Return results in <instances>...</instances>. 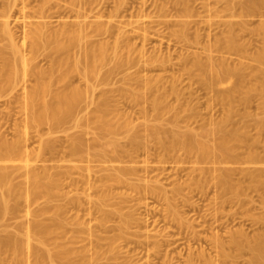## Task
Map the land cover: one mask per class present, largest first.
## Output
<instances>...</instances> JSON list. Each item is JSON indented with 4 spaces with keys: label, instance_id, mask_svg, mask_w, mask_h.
Instances as JSON below:
<instances>
[{
    "label": "rangeland",
    "instance_id": "374dc122",
    "mask_svg": "<svg viewBox=\"0 0 264 264\" xmlns=\"http://www.w3.org/2000/svg\"><path fill=\"white\" fill-rule=\"evenodd\" d=\"M0 1H1L0 2V9H2L1 7L5 6L4 1H6L5 3L6 4L8 3L9 6H10V4L12 5V6H10L11 7L10 13H12V14H10V16L8 18L10 19V21L14 20L13 22H10V24H11L10 26H12V30H14L13 32H15L14 33V35L16 36L15 40L17 39L16 41H20V42H18L19 44L21 43V40H22L21 37H23V30L26 29V27H27L26 25H23V23H25V21H29V20L30 21H32V20L33 21L34 20H41V21L46 20L47 21V20H49L50 23L48 21L47 22L50 24V26L56 27L57 26L56 22H57L58 18L59 19L61 17H62L61 19H67L68 18V20H70V18L73 19L74 13L72 15V10L74 11V9H76V7H77V6H75L76 4L75 5L72 4L73 0H69V1L68 0H63V1L62 0H48L49 6L51 8L48 6V8L46 9V12L48 13L49 17L46 16V17L36 18V17H32L30 12H32L33 9L36 8L35 6H37L41 1L28 0V3H27V1L24 0L27 3V5L25 3V6L23 8L25 10L24 13L27 15V17H25L26 15L23 16V18L25 20L24 21V20H21L22 15L19 14V12H18L19 7L22 4V3L20 4V2H22V1H20V0H12V1L11 0H0ZM51 1H53V2H51ZM56 1H58V3ZM80 1H83V0H80ZM88 1L90 3L92 2L90 5H93L92 6L93 9H95V10L100 9L98 13H100V11L103 12V13L101 12V15L104 14L106 16H110L116 12L118 13L120 10V12L118 13L120 17L117 16L118 14L117 15L114 14L115 17L114 16L106 17L103 15L102 19H103V21H105L104 19H107V18L110 19L111 18L110 20H113L115 23L120 24L119 25V27L121 26L120 28L123 27V29H126L125 31L130 30L129 31L130 33L124 31L126 34L129 33L127 35L124 34L123 30H121L122 31L121 33H123L124 35H126L128 37L130 35L129 39H131V40H129V41L131 42L132 46L135 44V47L133 48L134 50L132 49L133 53L131 54V55H133L132 57H135V59L133 58V60L131 62L133 64H131L129 62L127 64H130V65L125 64L122 66H114L115 64H114V62H112L114 58H111V60L108 59L111 62L110 66H109V63L107 65L106 62L101 64V66H98L99 74H97V75H99V76H97V77H99V78L96 77L95 78L96 80L93 79V81L95 80V83L97 81L96 86L97 85L98 86L97 87L95 86V89L93 90V94H91L89 92L90 90H87L85 92L86 80L84 79V77L81 76V73H79L77 71H75L77 73L72 72L73 75L70 73L69 76L65 79V81H63V80L59 79L57 70L54 67L55 66L54 65L53 66L54 68L52 69V76H53L52 77V80H53L52 81V89L61 88L63 84H65V83H67V81H69L68 83H71V84L73 83L78 87L83 86L81 89L84 90L83 96H82L83 98L82 97L80 98L81 101L79 100V102L77 103V105H76L77 108L75 107L73 114L70 117L62 119L63 121L61 120L56 125L51 124V123L48 124V122H43L44 124L41 123L43 125H40V123L27 125V123H25L26 122L25 121L26 115L24 114L25 110L22 109L24 107L21 106L23 104V100L21 103L19 101L21 99H23V96H21V95H23L22 93H24V90L26 89L25 84L31 85V83L34 82L33 78H31V80H29L30 77H32V76L26 75V78H27V76H29V77H28V79L24 78L23 81L20 78H19L20 80L18 79L19 81H22V83L24 84V86H23V84L21 83V86H19V88H21V91L23 90L22 87L23 88L25 87L23 92H20L19 91L20 89L18 90V88L15 89L16 88L15 86L19 83L13 84V85H15L14 86L15 88H13V89L11 87H9V90H6V87H5L4 88L5 91H4V89L0 90V93H1L0 94V136L4 135L3 137H6L9 140L11 138L12 139L18 138L19 140H22V144L24 143L25 145H21V149H22V152H24V153H26L28 151L27 153L31 157L30 158L31 165L33 164L31 167H34L37 170L43 169L45 171H48L47 173H49V174L53 173L52 177L54 176V178L59 181L58 188L55 189V193L52 195L53 197L50 198V200H49V198L47 200V198L44 199V197L39 196V197H37V199H35L33 201L26 199L28 202V205H26L27 203L25 202L26 201L25 199H24L25 204H23L22 203L23 201H21V205L22 204L25 205V207L22 205L23 206L22 208L23 209L27 208L28 212L26 213V211L23 212L22 210H20L22 212L17 213L19 218L14 217L16 219V221L21 219V218H25L24 214H27V216L30 214V215H32V217H34L35 212L37 213V211H38L37 209L43 208L44 206L48 207V209H49L48 213L46 212L45 214L50 215V213L52 214L54 212L55 205H58V206L60 205L61 211L59 210L60 212H59L58 216L64 221V223H65L64 228H65L66 233H68V235L71 234L72 231H73L72 234H74V229L76 227L77 228L80 227L83 230L85 229V231H84L85 233H84L83 230H81L80 228L79 229L76 228L78 231L80 230L79 233L81 236L83 234L84 235L82 236V238L79 239L80 241L78 240L81 243L77 242V240H76V243L74 241L72 244H73L74 248H76V249H78V248L79 249H83V248L87 249L85 251L86 252L85 255H87L85 257V259H87V260L83 259L84 261L81 263L82 260L79 259V261L78 260L74 261L73 264H188V262L190 260H191V262H193V259H194L193 264H211V263L212 264H251V261L253 259V253H252L250 246L247 245L245 248H244V246L241 248H237L236 246H234L235 245V243H234L235 237L237 239L241 235L245 236V237L241 236L239 239L247 238V240L250 242V245H251V243L254 244L257 241H261L263 243V249L260 253V258H259L257 263L264 264V218H263L264 217V184H263L264 179L262 181L263 183L261 182L259 185L254 186V185H252L250 180L248 181V179H250V178H248V176L246 174V172L249 171V169H250V171H252L251 169H253V171L256 170V172L261 173L262 177L264 178V158H263L264 157V154H263L264 153V103L261 102V98L259 99V97H260V95H258L259 93L258 92L256 93L253 91L249 95L250 97H248L246 102H241V103L238 102V104H236V108H237L236 111L237 112L235 111L234 116L232 115L231 121L232 122L236 121L235 122L236 125L240 124L241 127H243L242 129L246 130V132H247V138L246 139H248V140L246 141V143L243 146L241 145L242 147L240 146L236 149L237 151H235L233 157H231L227 160L223 159L224 161L220 160V158L215 159L216 156H210L211 158L209 157L210 159L208 158L207 159L208 161L207 160L206 161H200V160L198 161L193 154L188 155V154H186V152L183 153L182 150H178V149H177L178 153L181 155L182 159L185 162L182 161L179 154L177 155L176 150H175L174 154H169L166 156V154H168V153L165 151L164 152L161 151V149L159 150V148H158V147H160L159 144L152 138V136L149 135L150 133H149V129H148V126H150L154 123H157V122L161 123V126L164 130L165 137L169 138L167 136H169L170 133H172V129L174 131H182L183 129H186L187 126H188V128H190L192 126L191 129L199 131V129H201L202 126H203L202 129H204V127H205V129H209L208 127H210V128L213 126L215 127L216 124L219 125L222 122L220 120H222V115L225 114V106L222 105V103L219 100H217V98H215V95H216L217 90L220 87L223 90H224V88L227 89L231 85V82H229V81H233L234 77H232V78L229 77L226 80L222 81V83L213 84L211 87L208 85L202 84L200 82V80L198 79L199 76L196 74V71H192L194 69L191 67L193 65L192 63L195 61L194 59H196L197 57L200 59H206L205 57H207V55L208 56L211 55V57H213L212 58L213 62L214 61L218 62L219 58L221 57V59L224 58V61H227L230 65H234L237 63H243V65L245 64L244 65V68H245L244 73H245L246 78L245 77L244 78L246 79V82L249 83V81H251V83H253V85H255V86H257V85L261 86L262 85V87L264 88V86H263L264 85V79L262 78V77H264V74H262L264 72V60L262 59L259 61L258 59H255L256 57H254V53H256V51H259L260 49H262L264 47V46H262V45H264L263 44L264 43V31H263L264 30V0L263 1L262 0L256 1L255 7L250 6L251 8L253 7L252 10L249 6H247V5H249V0H217V1L216 0H191V1L189 0V2L187 0L186 5H183V6H185V7H183L185 9L182 8V6H181L182 4H180L181 2H177V1L175 2L173 0H172V2H171V0H162V2H161V0H143V1L142 0H97V2H96V0L95 1L84 0L83 1L84 3L81 2L82 5L85 4V2H86L85 6L86 7L88 6V7L84 8V10H83V7L81 9H82V11H85V9H86L87 12H90L89 14H91L90 15V18H91V16L94 14V12H92V10L88 11L89 7H90ZM155 1H156V3H155ZM240 1H242L244 3L240 2ZM159 2H161V3H159ZM192 2L194 3V5H193L194 7H192L193 9L190 7ZM77 3H79V0ZM87 3H88V5H87ZM149 3H151V4H149ZM175 3H177V5ZM57 4L58 5L60 4V5L58 6ZM121 4H122V7H121ZM154 4H155V6H154ZM158 4L160 7L157 6ZM240 4H242V5L240 6ZM243 4L246 5L245 7H247V12H245V13L243 12L245 10V9H243V6H244ZM115 5H117V7H115ZM187 5H189V10L191 9L190 13H188L189 11L187 10L188 9ZM15 6L17 8H15ZM196 6L198 9L196 8ZM203 6H205V7H203ZM256 6H258V9ZM157 7H159V9ZM176 8H178V9L182 8V10L179 9L180 11H182V13L179 14L178 9H176ZM212 8H213V10H211ZM215 8L216 9L218 8V9L216 10ZM223 8H225V9H223ZM234 8H235V10H234ZM55 9H57V11ZM253 9H256V10H253ZM69 10H70L71 14H66V13H70ZM112 10L113 11L115 10V11L112 12ZM176 10L178 12L175 13ZM183 10L186 11L189 15H187V13L186 14L183 13ZM157 11H158V14H157ZM161 11L164 13L161 14ZM166 11L168 12V14L170 16L167 15ZM58 12L61 15H63L64 17L63 16L59 17ZM110 12H112V13H110ZM195 12H197L201 16ZM205 12H206V14H205ZM27 13H29L31 16H28L29 14H27ZM95 13H97V12H95ZM108 13L110 15H107ZM145 13H147L146 16H145ZM240 13H241V15H240ZM153 15H155V16H153ZM205 15H207L208 18L205 17ZM171 16H173V17H171ZM195 16H197V17H195ZM118 17H119V19H118ZM179 17L181 19H183V18L184 19L180 20ZM190 17H192V18H190ZM1 18L2 17L0 15V19ZM99 18H101V17H99ZM165 18H167V19H165ZM188 18H190L191 21ZM200 18L202 21L200 20ZM228 18H229V20H228ZM171 19H173V22H170V21H172ZM221 19H222V21H221ZM232 19L234 21H237V20L238 21L234 22ZM242 19H245V20H242ZM118 20H120L121 22L119 23ZM153 20H154V22H153ZM175 20H176V23L174 22ZM184 20H186L185 22L187 23V25L185 23V25H186L185 31L180 29V26H181L180 23ZM188 20L190 21L189 23H191L192 25L188 23ZM136 21H138V22H136ZM162 21H163V23L161 24ZM216 21L218 22L217 24H216ZM223 21H225L226 23L228 21H230V23L234 22V25L237 26L236 28H234L233 24L231 26L232 34H233V32L237 31L236 33L233 34V37L236 40H238L237 41L238 45L236 47L237 49L234 48V50H233V48L231 49L230 47L224 46L225 43L223 40H225L226 36L229 35L230 33L228 32V29L226 28L227 24L225 22H224L225 23L224 24ZM123 22H124V25H123ZM168 22H170L172 24L175 23V25H172ZM197 22H198V25H197ZM130 23L133 24V26ZM166 23H168V24H166ZM261 23H263V25ZM136 24H139V25H136ZM214 24H216L218 26H216ZM168 25L169 26L172 25L171 26L172 28L169 27ZM201 25H203V26H201ZM212 25H214L216 28L218 27L217 29L214 28L216 31H214V29L212 30V28L214 27ZM260 25H262V26H260ZM24 26H26V27H24ZM136 26H138V27H136ZM143 26L147 27V28H144ZM150 26L152 29L150 28ZM190 26L191 27L193 26L195 28H193V27L191 28ZM206 26H207V28H206ZM117 27H118V25L116 26V28ZM134 27L138 28V29H136V31H135ZM168 28H169V30H168ZM187 28H189L190 30L188 29V31H187ZM232 28H234V29H232ZM252 28H254V29L252 30ZM171 29L174 31H172ZM219 29L222 30V31L220 30V33L223 32L222 33L223 35L218 33ZM116 30L117 31H115V32L117 34L120 30H118V28ZM158 30H159V32H158ZM175 30L177 33L175 32ZM223 30H225V31H223ZM132 32H135L136 34L132 33ZM138 32H141V33H138ZM184 32H186L185 33L186 35L183 34ZM199 32H202V33H199ZM215 32L217 33V35ZM259 32H260V34H259ZM137 33L142 34V36H144V35L145 36L141 37V35H138ZM203 33H205V34H203ZM118 34H120V32ZM131 34H132V36H131ZM212 34L214 37L212 36ZM248 34H250V36ZM251 34H253V35H251ZM178 35H179V37H178ZM180 35H182V36H180ZM187 35L191 38V40H189L190 38ZM197 35L198 36L203 35L204 38L200 37L198 39ZM209 35H211L212 37ZM221 35H222V37H221ZM112 36H114V35H111V36H109V38H107V37L106 38L108 40L112 41V39H113ZM120 36H122V35H120ZM126 36H124V37L126 38ZM219 36L221 37V39L219 38V40L221 41L220 45L217 42V38ZM135 37H136V39H135ZM184 37H186V38L183 39ZM208 37L209 38L211 37V38L209 39ZM240 38H241V40H240ZM3 39H4V37H2V39L0 38V46H2L3 44L6 45V39H4V40ZM211 39H213L212 43H211ZM244 40L245 41L247 40V41L245 42ZM242 41H244V43H242ZM210 43L212 44V46L214 45V48L216 47V49H213V47L211 46ZM214 43L218 44L219 46L217 47ZM183 44H186V45H183ZM195 44H197V45H195ZM206 44H208L209 46L207 47ZM244 44H247V45L244 46ZM209 47H210V50H208ZM219 47L221 48L220 50H218ZM246 47H247V49H246ZM72 48H73V50H72ZM72 48H71L70 52L72 51V54H75L77 51L75 46ZM195 48H196V50H195ZM205 48H207V49H205ZM41 50H40V52H42L41 54L48 52V49H43L42 51ZM254 50H256V51L254 52ZM136 51H138V52H136ZM184 51L187 53H185ZM243 51H245V52H243ZM40 52H39V54H40ZM39 54H38L39 58L37 57V59H39V61H37L36 58L34 59V61L36 60L37 63L45 66L47 64L46 62H48L47 59L49 60V57L47 59L46 58L44 59V56H42L41 54L39 56ZM50 55H51L50 59H52L53 61H54V58L57 57V56H55L57 54L52 53V52H50ZM198 55H200V56H198ZM201 55H204L205 57H203ZM136 56H139V57L141 56V57L139 58ZM166 56H167V58H165ZM201 57H203V58H201ZM147 58L148 59L150 58V60H148ZM158 58H159V60H158ZM136 59H138V60L136 61ZM166 60H167V62H166ZM191 60H193V61H191ZM148 61H149V63H148ZM43 62L45 63V65ZM159 62H161V63L159 64ZM49 63H50V60H49ZM161 64H163V65H161ZM82 66H83V64L81 65V67ZM111 66H113L117 71L115 69H113V67H111ZM81 67H80V70L82 71ZM99 67H101L100 70H99ZM104 67L106 69L107 74H108V72H107L108 68L110 67L109 70H110L111 75L108 74V79L103 78V81H102L101 76H103V73H105ZM189 67H191V70ZM101 69H104V72H102ZM248 70H250L251 72ZM209 72H208V74H209ZM210 75H212V74L210 73ZM76 77H77V79H76ZM152 77L153 78H159V80H158L159 83L157 82V84H159L160 88H162V89L166 88L165 89L166 90L165 97H167L166 101L169 100V103L168 102L167 103L169 104V106H171V107H168L167 109L170 108L171 111L166 109V111H164L165 113L160 112L161 114H159L155 111L153 105L151 104V101H150L151 99H150V95L148 94L149 93L148 89L145 88V84L143 86V83H144L145 79H150V78L152 79ZM247 77H248V80H247ZM141 78H143V79H141ZM169 78L171 81L169 80ZM261 78H262V80H261ZM25 79L27 80V82ZM88 79H89V81L87 80V82H90V80H92L90 77H88ZM228 79H230V80H228ZM173 80H174V82H173ZM30 81H32V82H30ZM16 82H18V81H16ZM172 86H175L177 88V90L178 89L181 90L180 91L181 93L178 92V94H176L179 99L181 98L180 100L177 99V97H175L174 92L172 94V91L170 90L171 89L170 87H172ZM53 87H55V88H53ZM132 87L133 88L135 87L134 90H138V91H140V93L142 92V94H143V95L140 94V96H139L140 98L138 97V99H135L136 101L134 99H132L130 97V95L128 94V90L132 89ZM10 88H11V90H10ZM7 89H8V87H7ZM121 90L123 93L121 92ZM103 91L107 95L110 96L111 101L109 99H108V101L111 103L110 104L108 103V104L110 105V107H112V109L113 108L116 109V110H114V109L113 110L115 112H117V117H118L117 120H119V119L121 120L122 117H124L123 114H125V117L129 119V121L132 125V128H131V125H129L130 127L128 126L127 128H126V126L123 125V126L117 127V130L115 129L112 132L109 130H103L104 132L102 133V131L98 130V128L95 126L96 124L94 122L92 123L91 114H93V112L96 111V109H97L96 108V106H97L96 100L99 97L100 93H104ZM19 92H20V95H19ZM88 92L90 95L87 94ZM169 93H170V95H169ZM84 94H85V96H84ZM86 95H88V96H86ZM92 95H94L93 101L91 99ZM19 96L21 98H19ZM238 96L240 97L239 94L238 95L235 94L236 98H239ZM8 97L9 98L11 97V98L9 99ZM90 99H91V101H90ZM16 103L19 104V106ZM177 103H178V105H177ZM180 104H182V106H179ZM184 104H185V106H184ZM178 107H180V108L184 107V109L182 108L181 109L182 111L180 110V108L177 110ZM22 110H24L23 111L24 113L22 112ZM189 111H191L192 113H190ZM196 111L199 112V114ZM115 112H114V114H115ZM172 112H174L177 117ZM22 114L25 116H23ZM114 114L111 115L112 118L113 117L116 118V116H114ZM160 115H162V116L160 117ZM180 115H181V117H180ZM173 116H174V118H173ZM241 117H243V118H241ZM80 118H81V120H80ZM172 118H173V120H171ZM78 120H79V122H78ZM174 120H176V121H174ZM260 120H262V121H260ZM24 123L27 126H25ZM19 124L20 125L22 124V126H20ZM223 124H224V122H223ZM256 125H257V127H256ZM28 126H30V127H28ZM259 127H261V128H259ZM41 128L43 129V131L44 130L45 131L43 132ZM170 129H171V131H170ZM115 131L117 133L112 134ZM135 131L138 133L139 138L141 139L140 140L141 141L140 148H138L139 145L136 148L133 146L132 147L130 146V141H129L130 136H131V133H134ZM74 136H75V138L77 136L80 137V139H81L80 141L83 142V144H81L82 146H80L81 150L77 151L78 155L76 152H69V149H70L69 145L71 144L70 141L72 139H74V138H72ZM140 136H143V139L144 138L145 139L142 140V137H140ZM22 137H23V139H22ZM109 137H110V139L113 138L114 140L117 141V143H119L118 149L120 146L124 147V148L122 147L123 152L121 151V149H120V151L118 150L119 152H115V150L111 151L113 148H111V145H109V141H110V139H108ZM43 139H47V140L51 141V143L53 144L51 150L45 149L46 150L45 151L43 149L44 150V151L42 150L43 152L41 151V149L39 150L40 141H38V140L43 141ZM77 139H79V138H77ZM107 139H108V141H106ZM258 139L260 142L258 141ZM248 141H249V143H248ZM247 143H248V145H247ZM252 145L253 146L255 145L257 148L255 146L253 147ZM22 146H24V147L22 148ZM156 146H158V147H156ZM247 146H249V148ZM26 147H28V148H26ZM129 147H130V149H129ZM107 148H109L110 151H109V149L107 150ZM25 149H27V151ZM36 149L38 150L37 152L40 151L41 153L39 152L40 153L39 154V153L35 152ZM89 149H90V151H89ZM125 149L127 151H125ZM52 150H54V151H52ZM247 150L248 151L253 150L257 153V155L259 154L257 156V159L254 160L255 162L248 160V154H246V153H248ZM100 151L103 154H101ZM106 151H108V152L106 153ZM124 151H125V153H124ZM155 151H157V155L155 154L156 153ZM127 152H128V154H127ZM241 152H243V153H241ZM34 153H36V156L34 155ZM96 153H97V155H96ZM175 153L177 155L176 156L177 159L175 157ZM37 154H38V156H37ZM117 154H118V157H117ZM121 154L122 155L124 154V155L122 156ZM33 155H34V157H33ZM93 155H94V157L95 156H97V157L93 158ZM129 155L131 156L130 158H132V159L129 158ZM184 155H187V156H185V158H184ZM67 156H68V158H67ZM168 156H170V157H168ZM37 157L38 158L40 157V158L38 159ZM82 157H85V158H82ZM191 157H192V159H191ZM242 157H244V158H242ZM124 158H125V160H124ZM136 158H139V159H136ZM167 158H169V159L167 160ZM117 159H119V160H117ZM174 159H175V161H174ZM186 159H188L189 162L186 161ZM0 161L2 163L5 162L2 160H0ZM243 161H247V162H243ZM9 162L10 161H6L5 164H7V165L9 164L10 166L8 165L7 167L5 166V168H4L6 171L8 169L9 176H11V177H9V179H10L9 182L13 186H20V187L24 186L25 184L22 182L25 181V171L26 170L24 169V167H21V166L18 167L16 165L17 164L16 161L10 162V163H14V165H12V166ZM0 165H1V163H0ZM85 165H86V167H85ZM16 166L19 169L16 168ZM171 166L173 167V169ZM200 166H202V167H200ZM68 167H69L70 171L68 170ZM79 167H80V169H79ZM103 167H105V168H103ZM121 167L123 169H125L127 172V173L126 172L122 173V175L124 174L122 181H114V180H110V179L107 180L105 178L106 176H108L110 174V171H112V172L118 171L117 169L118 168L120 169ZM126 167L127 168L129 167V168L126 169ZM165 167H167V168H165ZM64 168L66 170H68L69 172L66 171ZM129 169L130 170L132 169V170L129 171ZM226 169L229 171V174L231 175L230 176L231 179H234L235 181H239V183L241 182V188L239 190L240 192H237L238 194H236V195L234 193L232 194L231 192H229L227 190L225 191V190L219 189L217 182H215V180H217L216 177H217L218 173L221 171H224ZM125 170H123V171H125ZM209 170L210 171L212 170L211 171L212 173ZM201 172L204 174L202 175ZM205 173H206V175H205ZM91 175L93 177H91ZM187 175H189V176H187ZM136 176H138V177H136ZM190 177H192L193 180L195 178V180H199V182L201 181L202 184L199 185V182H198V184H197V182H195V185H194V183L192 184L191 182L193 180H192V178L190 179ZM84 178H85V180H84ZM127 179H129V180H127ZM201 179H203V180H201ZM11 180H12V182H11ZM69 180H71V181L69 182ZM139 180H141V183ZM76 181H77V183H76ZM127 181L131 182V184L128 183ZM183 181H186V182H183ZM188 181H191V182H188ZM187 182H188V184H190V189L188 187L189 185L187 184ZM143 183L144 184L146 183L145 187L143 186L144 185ZM22 184H24V185H22ZM92 184H93V186H92ZM133 184H135V185H133ZM136 185H138V186H136ZM155 185H157V187ZM174 185H176V187L179 186V188L174 189L172 187ZM134 186H136V187H134ZM161 186H162V188H161ZM151 187H153V189H151ZM154 187L156 188V190ZM204 188H206V189H204ZM98 189L102 190V191L108 189L111 193L109 196V199H106L105 201L100 203L102 200L100 197L101 196L100 194L102 191H99ZM218 190H219V192H218ZM243 190H245V191H243ZM136 191H138V192H136ZM162 191H164V193ZM154 192L156 193V195L154 194ZM98 195H100V196H98ZM234 195H235V197H234ZM67 196H69V197H67ZM172 196H173L174 200L171 199ZM168 197H169L170 201L168 200ZM66 198H68V199H66ZM96 199L99 200V203ZM171 200H172V202H171ZM12 201L13 200H11L10 202H12ZM67 201H68V204H67ZM95 201H97V202H95ZM74 203L76 206H74ZM66 204H67V206H66ZM168 204L170 207L168 206ZM102 207H104L103 209H105V210H103V212H102ZM20 208H21V206H20ZM1 211H3V210H0V212ZM1 213L6 217L0 218V228H3V229L5 228L6 231H7L6 228H8L9 230H13L14 229L13 225L15 224L14 223L15 219L13 220L14 222L13 221L11 222V220L13 218H11V219L9 218V214H10L9 212H6L5 214H4V212H1ZM19 213L23 217L19 216ZM106 213L109 215L108 217H107ZM103 214L105 216L104 218L102 217ZM30 215L28 217H31ZM27 216L25 219H29V218H27ZM73 216H74V218H73ZM125 217H127V218H125ZM8 219H10V220H8ZM4 220H7V221H4ZM103 220H104V222H103ZM262 220H263V222H262ZM20 221L22 222L23 220H19V222ZM7 222H9L10 225H8L9 223H7ZM19 222H17V223H19ZM76 222H77V224H76ZM101 224H103V225H101ZM6 225L8 227H6ZM53 226H57V224H53ZM3 229L0 230V234H3L2 233V232H4ZM70 229H72V230L70 231ZM76 229H75V232L77 231ZM81 232H83V233H81ZM72 234L70 235V238L72 237ZM235 234L236 235L238 234V235L236 236ZM249 235H251V236H249ZM66 237H68L67 234H66ZM106 237H107V240H108V237L112 238V240H113L112 246H110L108 244ZM232 237H234V239ZM100 238H103V239H100ZM98 240H100V241H98ZM244 241L246 242L245 239H244ZM33 243H35V245L37 243L38 244L37 246L40 245V243H38L35 240L33 241ZM108 245L111 248H108ZM97 250L99 251L100 257L98 255L99 258L96 257L97 258V260H96L94 257V252ZM211 260H212V262H211ZM209 262H211V263H209ZM47 263H50V262H47ZM257 263H255V264H257ZM28 264H32V262H29ZM50 264H54V263L51 262Z\"/></svg>",
    "mask_w": 264,
    "mask_h": 264
},
{
    "label": "bare ground",
    "instance_id": "6f19581e",
    "mask_svg": "<svg viewBox=\"0 0 264 264\" xmlns=\"http://www.w3.org/2000/svg\"><path fill=\"white\" fill-rule=\"evenodd\" d=\"M12 1V0H11ZM22 2H20V7H19V14L22 15V18L23 16H25L26 14L24 13L25 10L23 9L24 6H25V1L24 0H20ZM24 1V2H23ZM27 3H28V0H26ZM38 1H41L37 6H35L36 8L33 9L32 12H30V14L32 15V17H46L48 16V13L46 12V9L48 8L49 6V2L48 0H38ZM63 1V0H62ZM69 1V0H68ZM84 1V0H83ZM83 1H80L79 0V3L78 0L76 1H72V4L77 6L76 9H74V11L72 10V15L74 13V18L70 20L67 19H61L63 15H61L59 12V17H61L59 20L57 19V26L56 27H51L50 26V22L49 20H32V21H25L24 18L21 20H24L25 23H23V25H26L24 27H26V29L23 30V37L22 40H21V43L19 44L18 42L20 41H16L15 40V35L13 32L14 30H12V26H10V22H13V21H10V19L8 18L10 16V6H12L10 4L5 3L6 1H4V5L3 7H1L2 9H0V15H1V19H0V38L2 39V37H4V39H6V45L3 44L2 46H0V90L1 89H4L6 87V90H9V87H11L12 89L15 88L20 91V92H23L24 88L26 87V89L24 90V93H22L23 95V99H21L19 102L21 103L22 100H23V104L21 105L22 109L25 110V113L23 112L24 110H22V112L26 115V122L27 125L28 124H38L40 123V125H43L44 123L43 122H48V124H57L58 122H60L62 119L64 118H67V117H70L72 114H73V111L75 110V107L77 108V103L79 102L80 98L83 96V92L84 90L81 89L82 87H78L76 86L75 84H71V83H68L69 81H67V83L63 84L61 88H56V89H52V69L55 67L56 70H57V73H58V76H59V79L65 81V79L69 76V74L72 72L74 73L75 71L81 73V76L84 77V79L86 80V89H85V92L87 90H90L89 92L91 94H93V90L95 89V86H96V83H95V78L99 75V71H98V66H101V64L103 63H109V66L111 65L110 63V60L111 58H114L112 62H114V66H122V65H130V64H127V63H131L133 58L135 59V57H132L133 55H131L133 53V48L135 47V44L132 46L131 42L129 40V37L126 36L127 34H129L130 30L129 31H125L126 29H123L119 27L120 24H117L115 23L113 20H110L109 18L107 19H104L105 21H103L102 19V16L104 14L101 15V12H99L100 9H93V5H90L91 3L89 2V10L88 11H91L94 12V14L91 16L90 18V15L89 14L90 12H87V10L85 9V11H82V7H83V10L84 8H87L85 5H86V2L85 4L82 5V3H84ZM91 1H95V0H91ZM143 1V0H142ZM173 1H177V2H181L180 4H182V8L185 7L183 5H186V1L187 0H173ZM191 1V0H190ZM217 1V0H216ZM256 1L258 0H249V5L247 6H253L255 7V4H256ZM263 1V0H262ZM1 2V1H0ZM53 2V1H51ZM58 3V1H56ZM82 2V3H81ZM97 2V0H96ZM151 2V1H150ZM162 2V0H161ZM159 2V3H161ZM172 2V0H171ZM185 4H184V3ZM189 2V0H188ZM202 2V1H201ZM209 2V1H208ZM211 2V1H210ZM242 2V1H240ZM11 3V2H10ZM26 3V5H27ZM62 3V2H61ZM81 3V4H80ZM121 3V2H120ZM144 3V2H143ZM156 3V1H155ZM158 3V2H157ZM167 3V2H166ZM199 3V2H198ZM244 3V2H242ZM258 3V2H257ZM30 4V3H29ZM51 4V3H50ZM119 4V3H118ZM117 4V5H118ZM142 4V3H141ZM151 4V3H149ZM177 5V3H175ZM174 4V5H175ZM201 4V3H200ZM217 4V3H216ZM215 4V5H216ZM53 5V4H52ZM58 5V4H57ZM60 5V4H59ZM58 5V6H59ZM88 5V3H87ZM117 5H115V7H117ZM120 5V4H119ZM163 5V4H162ZM172 5V4H171ZM194 3L192 2V4L190 5V7H194L193 6ZM242 4H240L241 6ZM244 5V4H243ZM260 5V4H259ZM258 5V6H259ZM67 6V5H66ZM155 6V4H154ZM159 6V4L157 5ZM167 6V5H166ZM188 6V7H187ZM186 8L190 13V10H189V5H187ZM246 5L243 6V9H245L243 12H247V7H245ZM258 6L257 9H258ZM50 7V6H49ZM54 7V6H53ZM69 7V6H68ZM121 7H122V4H121ZM160 7V6H159ZM159 7H157L159 9ZM163 7V6H162ZM169 7V6H168ZM202 7V6H201ZM205 7V6H203ZM233 7V6H232ZM252 7V8H253ZM15 8H17L15 6ZM33 8V7H32ZM51 8V7H50ZM59 8V7H58ZM64 8V7H63ZM70 8V7H69ZM182 8H179L182 10ZM197 8V6H196ZM220 8V7H219ZM239 8V7H238ZM241 8V7H240ZM251 8V7H250ZM251 8V10H252ZM81 9V10H80ZM178 9V8H176ZM179 11V14L182 13V11ZM185 9V8H183ZM193 9V8H192ZM198 9V8H197ZM202 9V8H201ZM216 9V8H215ZM218 9V8H217ZM216 9V10H217ZM225 9V8H223ZM227 9V8H226ZM249 9V8H248ZM24 10V11H23ZM57 11V9H55ZM95 10V11H94ZM117 10V9H116ZM147 10V9H146ZM166 10V9H165ZM172 10V9H171ZM174 10V9H173ZM200 10V9H199ZM213 10V8L211 9ZM233 10V9H232ZM235 10V8H234ZM250 10V9H249ZM253 10H256V9H253ZM13 11V10H12ZM115 11V10H114ZM112 10V12H114ZM118 11V10H117ZM156 11V10H155ZM159 11V10H158ZM158 11H157V14H158ZM168 11V10H167ZM166 11V12H167ZM177 10L175 11L178 12ZM194 11V10H193ZM203 11V10H202ZM205 11V10H204ZM237 11V10H236ZM242 11V10H241ZM70 12V10H69ZM97 12V13H95ZM110 12V13H112ZM120 12V10H119ZM118 12V13H119ZM153 12V11H152ZM165 12V13H166ZM173 12V11H172ZM192 12V11H191ZM198 12V11H197ZM195 12V13H197ZM207 12V11H206ZM205 12V14H206ZM231 12V11H230ZM238 12V11H237ZM253 12V11H252ZM256 12V11H255ZM57 13V14H58ZM103 13V12H102ZM117 12L114 13V14H118ZM155 13V12H154ZM164 12L161 11V14H163ZM170 13V12H169ZM183 13H187L186 11L183 10ZM187 13V15H189ZM202 13V12H201ZM210 13V12H209ZM214 13V12H213ZM212 13V14H213ZM232 13V12H231ZM243 13V14H244ZM29 14V13H27ZM28 15V16H31V15ZM52 14V13H51ZM50 14V15H51ZM64 14V13H63ZM66 14H71L70 13H66ZM65 14V15H66ZM114 14L110 15L109 13L107 15H110L111 17L114 16ZM122 14V13H121ZM153 14V13H152ZM178 14V15H179ZM194 14V13H193ZM198 14V13H197ZM204 14V13H203ZM211 14V15H212ZM219 14V13H218ZM249 14V13H248ZM253 14V13H252ZM20 15V16H21ZM53 15V14H52ZM56 15V14H55ZM138 15V14H137ZM141 15V14H140ZM147 15V13H145V16ZM167 15L168 12H167ZM200 15V14H198ZM241 15V13H240ZM246 15V14H245ZM57 16V17H58ZM72 16V17H73ZM106 16V15H104ZM110 16H106V17H110ZM119 16V14L117 15ZM122 16V15H121ZM155 16V15H153ZM170 16V15H169ZM182 16V15H181ZM201 16V15H200ZM218 16V15H217ZM230 16V15H229ZM234 16V15H233ZM244 16V15H243ZM249 16V15H248ZM14 17V16H13ZM27 17V15L25 16ZM49 17V16H48ZM56 17V16H55ZM64 17V16H63ZM66 17V16H65ZM93 17V18H92ZM101 17V18H99ZM105 17V18H106ZM115 17V16H114ZM120 17V16H119ZM118 17V19H119ZM164 17V16H163ZM173 17V16H171ZM176 17V16H175ZM197 17V16H195ZM205 17L208 18L207 15H205ZM210 17V16H209ZM19 18V17H18ZM180 18V17H179ZM187 18V17H186ZM192 18V17H190ZM188 18L190 21L191 19ZM246 18V17H245ZM13 19V18H12ZM109 19V20H108ZM160 19V18H159ZM163 19V18H162ZM161 19V20H162ZM167 19V18H165ZM174 19V18H173ZM173 19H171L172 21L170 22H173ZM184 19V18H183ZM180 18V20H183ZM259 19V18H258ZM121 20V19H120ZM119 21V23L122 21ZM178 20V19H177ZM188 20V23L190 22ZM195 20V19H194ZM201 20V18H200ZM229 20V18H228ZM233 20V19H232ZM242 20H245V19H242ZM251 20V19H250ZM23 21V22H24ZM112 21V22H111ZM131 21V20H130ZM134 21V20H133ZM132 21V22H133ZM179 21V20H178ZM186 20L184 21H180L181 23V26H180V29L184 30L185 31V26L187 25V23L185 22ZM202 21V20H201ZM209 21V20H208ZM222 21V19H221ZM234 21V20H233ZM238 21V20H237ZM237 21H234V22H237ZM240 21V20H239ZM17 22V21H16ZM126 22V21H125ZM138 22V21H136ZM148 22V21H147ZM154 22V20H153ZM157 22V21H156ZM166 22V21H165ZM168 22V23H170ZM176 23V20L174 21ZM220 22V21H219ZM225 21H223L224 23ZM234 22L233 23H230V21H228L226 24V28L228 29V32L230 33L229 35L226 36L224 43L225 45L224 46H227V47H230L231 49L234 48L237 49V45H238V40H236L234 37H233V34L236 33V32H231V26L232 24L234 25ZM259 22V21H258ZM152 23V22H151ZM163 23V21L161 22V24ZM166 23V24H168ZM172 24V25H175ZM186 23V25H185ZM196 23V22H195ZM206 23V22H205ZM218 22L216 21V24ZM224 23V24H225ZM131 24V23H130ZM135 24V23H134ZM141 24V23H140ZM149 24V23H148ZM191 24V23H189ZM207 24V23H206ZM214 24V25H216ZM241 24V23H240ZM263 25V23H261ZM118 25V30H120V34H116L115 31H117L116 29V26ZM123 25H124V22H123ZM133 26V24H131ZM136 25H139V24H136ZM172 25H168L169 27H171ZM192 25V24H191ZM197 25H198V22H197ZM196 25V26H197ZM204 25V24H203ZM201 25V26H203ZM212 25V26H214ZM223 25V24H222ZM244 25V24H243ZM242 25V26H243ZM260 25V26H262ZM147 26V25H146ZM194 26V25H193ZM192 26V27H193ZM218 26V25H216ZM220 26V25H219ZM138 27V26H136ZM142 27V26H141ZM144 27V26H143ZM148 27V26H147ZM147 27H144V28H147ZM166 27V26H165ZM179 27V26H178ZM191 27V26H190ZM191 27V28H192ZM198 27V26H197ZM225 27V26H224ZM237 26L234 25V28H236ZM240 27V26H239ZM257 27V26H256ZM128 28V27H127ZM131 28V27H130ZM135 28V27H134ZM149 28V27H148ZM151 28V26H150ZM163 28V27H162ZM161 28V29H162ZM172 28V27H171ZM195 28V27H193ZM200 28V27H199ZM207 28V26H206ZM209 28V27H208ZM217 29L215 26L212 28L213 29ZM232 28V29H234ZM248 28V27H247ZM136 29L138 28H135L134 30L136 31ZM141 29V28H140ZM152 29V28H151ZM158 29V28H157ZM156 29V30H157ZM178 29V28H177ZM189 28H187V31H188ZM197 29V28H196ZM203 29V28H202ZM201 29V30H202ZM214 29V31H216ZM222 29V28H221ZM218 31V33H220V30ZM240 29V28H239ZM243 29V28H242ZM245 29V28H244ZM254 28H252L253 30ZM123 30V32H129V33H125L126 35H124L123 33H121ZM128 30V29H127ZM133 30V29H132ZM131 30V31H132ZM146 30V29H145ZM164 30V29H163ZM169 30V28H168ZM172 30V29H171ZM179 30V29H178ZM190 30V29H189ZM195 30V29H194ZM200 30V29H199ZM205 30V29H204ZM207 30V29H206ZM241 30V29H240ZM251 30V31H252ZM259 30V29H258ZM143 31V30H142ZM147 31V30H146ZM174 31V30H172ZM203 31V30H202ZM213 31V32H214ZM222 31V30H221ZM225 31V30H223ZM250 31V32H251ZM264 31V30H263ZM144 32V31H143ZM153 32V31H152ZM159 32V30H158ZM167 32V31H166ZM176 32V30H175ZM180 32V31H179ZM195 32V31H194ZM210 32V31H209ZM132 33H135V32H132ZM138 33H141V32H138ZM137 33V34H138ZM172 33V32H171ZM170 33V34H171ZM177 33V32H176ZM186 32H184L183 34H185ZM199 33H202V32H199ZM208 33V32H207ZM206 33V34H207ZM212 33V32H211ZM216 33V32H215ZM223 33V32H222ZM220 33V34H222ZM257 33V32H256ZM263 33V32H262ZM136 34V33H135ZM134 34V35H135ZM144 34V33H143ZM179 34V33H178ZM196 34V33H195ZM205 34V33H203ZM210 34V33H209ZM226 34V33H225ZM228 34V33H227ZM232 34V35H231ZM255 34V33H254ZM260 34V32H259ZM111 35H114L112 36L113 39L112 41L108 40L107 38H109V36ZM122 35V36H120ZM138 35H141V37H144L142 36V34H138ZM158 35V34H157ZM166 35V34H165ZM186 35V34H185ZM184 35V36H185ZM199 35V34H198ZM197 35V36H198ZM208 35V34H207ZM215 35V34H214ZM217 35V33H216ZM219 35V34H218ZM223 35V34H222ZM221 35V37H222ZM241 35V34H240ZM239 35V36H240ZM250 36V34H248ZM253 35V34H251ZM98 36V37H97ZM126 36V38L124 37ZM132 36V34H131ZM182 36V35H180ZM188 36V35H187ZM195 36V35H194ZM211 36V35H209ZM213 36V34H212ZM211 36V37H212ZM235 36V35H234ZM237 36V35H236ZM247 36V35H246ZM94 37V38H93ZM107 37V38H106ZM134 37V36H133ZM170 37V36H169ZM176 37V36H175ZM179 37V35H178ZM189 37V36H188ZM200 37H203V35L201 36H198V39ZM207 37V36H206ZM210 37V38H211ZM214 37V36H213ZM216 37V36H215ZM221 37L219 36L217 38V42L218 44L220 45V40L219 38L221 39ZM186 37H184L183 39H185ZM190 38V37H189ZM196 38V37H195ZM204 38V37H203ZM209 38V37H208ZM209 38V39H210ZM255 38V37H254ZM259 38V37H258ZM3 39V40H4ZM136 39V37H135ZM138 39V38H137ZM145 39V38H144ZM207 39V38H206ZM243 39V38H242ZM247 39V38H246ZM191 40V38L189 39ZM194 40V39H193ZM192 40V41H193ZM201 40V39H200ZM241 40V38H240ZM259 40V39H258ZM176 41V40H175ZM180 41V40H179ZM185 41V40H184ZM187 41V40H186ZM195 41V40H194ZM193 41V42H194ZM213 39H211V43H212ZM215 41V40H214ZM222 41V42H223ZM245 41V40H244ZM244 41H242V43H244ZM247 41V40H246ZM245 41V42H246ZM252 41V40H251ZM183 42V41H182ZM191 42V41H190ZM192 42V43H193ZM210 42V41H209ZM241 42V41H240ZM191 43V44H192ZM198 43V42H197ZM210 43V44H211ZM251 43V42H250ZM25 44V45H24ZM180 44V43H179ZM188 44V43H187ZM202 44V43H201ZM217 47L219 46L218 44L214 43ZM240 44V43H239ZM264 44V43H263ZM183 45H186V44H183ZM190 45V44H189ZM197 45V44H195ZM207 47L209 46L208 44H206ZM247 45V44H244V46ZM262 45V44H261ZM76 48V53L75 54H72V51L70 52L71 48L74 47ZM188 46V45H187ZM212 46V44H211ZM210 46V47H211ZM243 46V45H242ZM264 46V45H262ZM197 47V46H196ZM210 47L208 48V50H210ZM213 49H216V47L214 48V45L212 46ZM249 47V46H248ZM259 47V46H258ZM142 48V47H141ZM188 48V47H187ZM240 48V47H239ZM262 48V47H261ZM43 50V49H48V52H45L44 54H41L42 52H40V50ZM133 49V50H132ZM207 49V48H205ZM221 48L219 47L218 50H220ZM230 49V50H231ZM243 49V48H242ZM247 49V47H246ZM41 50V51H42ZM73 50V48H72ZM139 50V49H138ZM196 50V48H195ZM212 50V49H211ZM239 50V49H238ZM244 50V49H243ZM259 50V49H258ZM256 50H254L255 52ZM44 56V59L48 58L49 57V60H50V63H49V60L47 59L48 62H46L47 64L43 66L42 64L40 65L39 63L36 62L39 61V59H37L38 57V54ZM50 52L52 53H55L57 55V57H53L54 58V61L52 59H50ZM138 52V51H136ZM143 52V51H142ZM141 52V53H142ZM185 52V51H184ZM192 52V51H191ZM203 52V51H202ZM208 52V51H207ZM212 52V51H211ZM235 52V51H234ZM245 52V51H243ZM71 53V54H70ZM140 53V54H141ZM167 53V52H166ZM187 53V52H185ZM238 53V52H237ZM39 54V56H40ZM139 54V53H138ZM162 54V53H161ZM171 54V53H170ZM180 54V53H179ZM182 54V53H181ZM199 54V53H198ZM246 54V53H245ZM144 55V54H143ZM154 55V54H153ZM194 55V54H193ZM146 56V55H145ZM164 56V55H163ZM200 56V55H198ZM203 57H205L204 55H201ZM213 56V55H212ZM215 56V55H214ZM227 56V55H226ZM231 56V55H230ZM229 56V57H230ZM136 57H139V56H136ZM141 57V56H140ZM139 57V58H140ZM162 57V56H161ZM170 57V56H169ZM197 57V56H196ZM201 57V58H203ZM254 57H256L255 59H258L259 61L260 60H264V47L262 49H260L259 51H256V53H254ZM36 58V60L34 61V59ZM39 58V57H38ZM43 58V57H42ZM167 58V56L165 57ZM206 59H200V58H196L194 59L195 61L192 63L193 65L191 66L194 70L192 71H196V74L199 76V80L202 84L204 85H208V86H212L213 84H217V83H222V81L226 80L227 78L229 77H234L233 78V81H229L231 82V85L226 89L224 88L221 89V87L217 90L216 92V95H215V98H217V100H219L222 105L225 106V114L222 115V121L219 125L216 124V126L214 127H208L209 129H202L203 126L201 127V129H199V131H196V130H193L191 129L192 126L190 128H188V126L186 127V129H183L182 131H174L172 129V133H170L169 138H166L165 137V134H164V130L161 126V123H154L150 126H148V129H149V135L152 136V138L159 144V146L161 147H158L159 150L161 149V151H165L169 154H174L175 150L177 151V155L179 154L178 153V150H182L183 153L186 152V154H193L195 156V158L199 161H206L210 156H216V158H220V160L224 161V160H227L231 157L234 156V153L235 151H237L236 149L238 147H240L241 145L243 146L246 141L248 139L247 138V132L245 129H242L243 127H241V125L239 126L238 124L236 125V121L235 122H232L231 121V117L232 115L234 116L235 114V111H236V104L241 103V102H246L248 97H250L249 95L251 94V92H258L260 95L259 99L261 98V102L264 103V88L262 87V85L260 86H255L253 85V83H251V81L246 82V77H245V73H244V65L243 63H237V64H234V65H230L227 61H224V58L221 59V57L219 58L218 62L216 63L215 61L213 62V57L208 56L205 57ZM235 58V57H234ZM247 58V57H246ZM110 59V60H108ZM148 59V58H147ZM163 59V58H162ZM179 59V58H178ZM215 59V58H214ZM42 60V59H41ZM40 60V61H41ZM53 62H52V61ZM138 59H136L137 61ZM150 60V58L148 59ZM159 60V58H158ZM157 60V61H158ZM108 61V62H107ZM135 61V62H136ZM184 61V60H183ZM186 61V60H185ZM193 61V60H191ZM139 62V61H138ZM165 62V61H164ZM167 62V60H166ZM49 63V64H48ZM149 63V61H148ZM158 63V62H157ZM161 62H159L160 64ZM181 63V62H180ZM246 63V62H245ZM83 64V66L81 67V65ZM133 64V63H131ZM153 64V63H152ZM233 64V63H232ZM55 65V66H54ZM163 65V64H161ZM191 65V64H190ZM189 65V66H190ZM54 66V67H53ZM105 66V65H104ZM132 66V65H131ZM80 67L82 69V71L80 70ZM108 67V66H107ZM113 67V66H111ZM191 67L190 70H191ZM249 67V66H248ZM256 67V66H255ZM101 67H99V70H100ZM117 68V67H116ZM105 69V67H104ZM104 69H101L102 72H104ZM110 67L108 68V74H110ZM112 69V68H111ZM113 69H115L113 67ZM181 69V68H180ZM248 69V68H247ZM116 70V69H115ZM117 71V70H116ZM210 71V72H209ZM250 71V70H248ZM247 71V72H248ZM75 72V73H77ZM112 72V71H111ZM191 72V71H190ZM209 72V74H208ZM251 72V71H250ZM261 72V71H260ZM78 73V74H79ZM114 73V72H113ZM210 73L212 75H210ZM108 74L106 73V69H105V73H103V76L102 77V81H103V78L104 79H108ZM178 74V73H177ZM264 74V72L262 73ZM26 75H30L32 77H30L29 80H31V78L34 79V82L31 83V85L29 84H25V87L23 88L22 87V91H21V88H19V86H21V83L22 81L24 80V78H26ZM73 75V74H72ZM210 75V76H209ZM250 75V74H249ZM29 76H27L26 79H28ZM81 77V78H82ZM88 77H90L92 80H90V82H87V80L89 81ZM150 77V76H149ZM160 77V76H159ZM171 77V76H170ZM245 77V78H244ZM22 79V81H19L20 79ZM99 78V77H97ZM180 78V77H179ZM264 79V77H262ZM261 78V80H262ZM19 79V80H18ZM25 79V80H26ZM58 79V80H59ZM77 79V77H76ZM93 79H95L93 81ZM143 79V78H141ZM174 79V78H173ZM250 79V78H249ZM84 80V81H85ZM159 78H153L152 79H145L144 83H143V86L145 84V88L148 89V94L150 95V101H151V104L153 105L155 111L159 114H161L160 112H164L166 111V109L168 107H171L169 106V100L166 101V98L165 95H166V88L165 89H162L160 88L159 84H157ZM164 80V79H163ZM170 80V78H169ZM177 80V79H176ZM194 80V79H193ZM230 80V79H228ZM247 80H248V77H247ZM18 81V82H16ZM80 81V80H79ZM161 81V80H160ZM171 81V80H170ZM27 82V80H26ZM81 82V81H80ZM101 82V81H100ZM111 82V81H110ZM109 82V83H110ZM174 82V80H173ZM16 83H19L17 84L16 86L13 85V84H16ZM56 83V82H55ZM159 83V82H158ZM257 83V82H256ZM23 84V83H22ZM57 84V83H56ZM252 84V85H251ZM60 85V84H59ZM75 85V86H74ZM78 85V84H77ZM81 85V84H80ZM167 85V84H166ZM221 85V84H220ZM15 86V87H14ZM24 86V84H23ZM98 86V85H97ZM96 86V87H97ZM264 86V85H263ZM8 87V89H7ZM139 87V86H138ZM223 87V86H222ZM10 88V90H11ZM55 88V87H53ZM135 88V87H134ZM134 88L132 87V89H129L128 90V94L130 95V97L132 99H138V97L140 96V94H142V92L140 93V91L138 90H134ZM171 91H172V94L174 92L175 94V97L178 98V96L176 94H178V92H180L181 90H177V88L175 86H172L170 87ZM181 88V87H180ZM218 88V87H217ZM221 89V90H220ZM112 90V89H111ZM141 90V89H140ZM5 91V89H4ZM189 91V90H188ZM20 92H19V95H20ZM89 92L87 93L88 95ZM104 92V91H103ZM122 92V90H121ZM170 92V91H169ZM236 92V93H235ZM238 92V93H237ZM123 93V92H122ZM181 93V92H180ZM185 93V92H184ZM1 94V93H0ZM235 94H239L240 97L239 98H236L235 97ZM16 95V94H15ZM18 95V94H17ZM86 95V96H88ZM127 95V94H126ZM143 95V94H142ZM170 95V93H169ZM257 95V94H256ZM14 96V95H13ZM85 96V94H84ZM94 95H92L91 99L92 101L94 100L93 98ZM183 96V95H182ZM109 97V98H108ZM125 97V96H124ZM149 97V96H148ZM188 97V96H187ZM9 98V97H8ZM11 98V97H10ZM9 98V99H10ZM19 98H21L19 96ZM83 98V97H82ZM140 98V97H139ZM213 98V97H212ZM90 99V101H91ZM96 99V98H95ZM108 99L110 100V96L107 95L105 92L104 93H100L99 97L97 98L96 100V111L93 112V114H91V120H92V123L94 122L96 125V127L98 128V130H101L102 133L104 132L103 130H109V131H114L115 129L117 130V127L119 126H126V128L131 125L130 121L128 118L125 117V114L124 117H122V119L119 121L117 120L118 117H117V112H115L114 110L116 109H112V107H110V103L108 101ZM176 99V98H175ZM181 99V98H180ZM179 99V100H180ZM88 100V99H87ZM141 100V99H140ZM251 100V99H250ZM81 101V100H80ZM111 101V100H110ZM136 101V100H135ZM176 101V100H175ZM168 102V103H167ZM182 102V101H181ZM93 103V102H92ZM109 103V104H108ZM189 103V102H188ZM17 104V103H16ZM113 104V103H112ZM191 104V103H190ZM19 106V104H17ZM178 105V103H177ZM193 105V104H192ZM85 106V105H84ZM176 106V105H175ZM179 106H182V104H180ZM185 106V104H184ZM239 106V105H238ZM114 107V106H113ZM189 107V106H188ZM187 107V108H188ZM194 107V106H193ZM240 107V106H239ZM238 107V108H239ZM244 107V106H243ZM262 107V106H261ZM18 108V107H17ZM89 108V107H88ZM173 108V107H172ZM180 107L177 108V110L179 109ZM184 109V107H182ZM180 108V110L182 109ZM246 108V107H245ZM20 109V108H19ZM244 109V108H243ZM80 110V109H79ZM88 110V109H87ZM167 110H170L167 109ZM176 110V109H175ZM179 110V111H180ZM92 111V110H91ZM94 111V110H93ZM171 111V110H170ZM182 111V110H181ZM19 112V111H18ZM115 112V114H114ZM190 113H192L191 111H189ZM188 112V113H189ZM197 112V111H196ZM237 112V111H236ZM165 113V112H164ZM174 115L175 113L172 112ZM199 114V112H197ZM76 114V113H75ZM116 116V118H112L111 115ZM172 114V115H173ZM194 114V113H193ZM244 114V113H243ZM23 115V114H22ZM23 115V116H25ZM83 115V114H82ZM122 115V116H123ZM187 115V114H186ZM240 115V114H239ZM81 116V115H80ZM119 116V115H118ZM162 115H160L161 117ZM176 116V115H175ZM190 116V115H189ZM241 116V115H240ZM246 116V115H245ZM79 117V116H78ZM177 117V116H176ZM175 117V118H176ZM181 117V115H180ZM196 117V116H195ZM89 118V117H88ZM174 118V116H173ZM173 118L171 120H173ZM188 118V117H187ZM234 118V117H233ZM236 118V117H235ZM243 118V117H241ZM245 118V117H244ZM221 119V118H220ZM256 119V118H255ZM81 120V118H80ZM179 120V119H178ZM239 120V119H238ZM242 120V119H241ZM63 121V120H62ZM176 121V120H174ZM262 121V120H260ZM79 122V120H78ZM217 122V121H216ZM224 122V124H223ZM241 122V121H240ZM244 122V121H243ZM24 123V125H25ZM43 123V124H41ZM83 123V122H82ZM85 123V122H84ZM201 123V122H200ZM47 124V123H46ZM150 124V123H149ZM189 124V123H188ZM257 124V123H256ZM20 125V124H19ZM25 125V126H27ZM202 125V124H201ZM22 126V124L20 125ZM32 126V125H31ZM49 126V125H48ZM261 126V125H260ZM263 126V125H262ZM30 127V126H28ZM27 127V128H28ZM130 127V126H129ZM198 127V126H197ZM257 127V125H256ZM131 128H132V125H131ZM172 128V127H171ZM194 128V127H193ZM261 128V127H259ZM42 129V128H41ZM130 129V128H129ZM168 129V128H167ZM180 129V128H179ZM250 129V128H249ZM20 130V129H19ZM137 130V129H136ZM181 130V129H180ZM17 131V130H16ZM25 131V130H24ZM27 131V130H26ZM43 131V129H42ZM45 131V130H44ZM43 131V132H44ZM171 131V129H170ZM139 132V131H138ZM259 132V131H258ZM47 133V132H46ZM49 133V132H48ZM114 133H117L116 131L113 132L112 134ZM140 133V132H139ZM24 134V133H23ZM130 135V134H129ZM141 135V134H140ZM4 135L0 136V160L2 161H10V162H14L16 161V165L18 167H24V169L26 170L25 171V181L22 182L24 184V186L20 187V186H13L10 182H9V173H8V169L7 171L4 169L5 166L7 167L8 165L4 163H1L0 165V210H3L1 212H4V214L6 212H9V218H13L11 220V222L15 219L14 217H18V212H24L26 211V213L28 212V209L27 208H22L23 206L25 207V204L24 203V199L26 200H35L37 199V197L41 196V197H44L49 198H52L53 194L55 193V189L58 188V184H59V181L57 179L54 178V176L52 177V174H49L47 173L48 171H45V170H37L36 168L34 167H31V161H30V156L29 154L27 153V149H25L24 151L27 153H24L22 152V149H21V145H25L24 143L22 144V140H19L18 138H15V139H7L6 137H3ZM6 136V135H5ZM32 136V135H31ZM38 136V135H37ZM25 137V136H24ZM142 137V140L143 139V136H140ZM21 138V137H20ZM28 138V137H27ZM30 138V137H29ZM74 139H72L70 141V145H69V152H76L81 150L80 146H82L81 144H83L82 141H80V137H72ZM79 138V139H77ZM95 138V137H94ZM115 138V137H114ZM23 139V137H22ZM34 139V138H33ZM110 139V137L108 138ZM108 139L106 141H108ZM42 140V139H41ZM41 140H38L40 141V144H39V150L41 149V151L44 149H49L51 150L53 144L51 143V141L47 140V139H43V141ZM141 139L139 138V135L138 133L135 131L134 133H131V136H130V146L132 147H139L140 148V144H141ZM152 141V140H151ZM254 141V140H253ZM259 141V139H258ZM26 142V141H25ZM82 142V143H81ZM260 142V141H259ZM107 143V142H106ZM105 143V144H106ZM249 143V141H248ZM247 143V145H248ZM27 144V143H26ZM129 144V143H128ZM253 144V143H252ZM257 144V143H256ZM85 145V144H84ZM104 145V144H103ZM109 145H111V148H113L111 151L115 150V152H119L120 149L122 151V147L118 149V146H119V143H117L116 140H114L113 138L110 139L109 141ZM108 145V146H109ZM27 146V145H26ZM89 146V145H88ZM241 146V147H242ZM253 146V145H252ZM255 146V145H254ZM253 146V147H254ZM24 146H22L23 148ZM30 147V146H29ZM33 147V146H32ZM249 148V146H247ZM256 147V146H255ZM28 148V147H26ZM31 148V147H30ZM124 148V147H123ZM142 148V147H141ZM247 148V149H248ZM251 148V147H250ZM257 148V147H256ZM255 148V149H256ZM104 149V148H103ZM109 148H107L108 150ZM117 149V150H116ZM130 149V147H129ZM144 149V148H143ZM153 149V148H152ZM163 149V150H162ZM178 149V150H177ZM29 150V149H28ZM43 150V151H44ZM67 150V149H66ZM65 150V151H66ZM88 150V149H87ZM119 150V151H118ZM124 150V149H123ZM136 150V149H135ZM157 150V149H156ZM38 150L36 149L35 152H37ZM42 151V152H43ZM46 151V150H45ZM54 151V150H52ZM68 151V150H67ZM90 151V149H89ZM102 151V150H101ZM100 151V152H101ZM110 151V149H109ZM125 151H127L125 149ZM124 151V153H125ZM149 151V150H148ZM158 151V150H157ZM157 151H155L156 155H157ZM241 151V150H240ZM239 151V152H240ZM244 151V150H243ZM248 151V150H247ZM40 152V151H39ZM37 152V153H39ZM103 152V151H102ZM101 152V154H103ZM108 151H106L107 153ZM123 152V151H122ZM129 152V151H128ZM127 152V154H128ZM132 152V151H131ZM136 152V151H135ZM147 152V151H146ZM145 152V153H146ZM31 153V152H30ZM41 153V152H40ZM39 153V154H40ZM68 153V152H67ZM86 153V152H85ZM112 153V152H111ZM130 153V152H129ZM139 153V152H138ZM154 153V152H153ZM243 153V152H241ZM43 154V153H42ZM73 154V153H72ZM93 154V153H92ZM240 154V153H239ZM238 154V155H239ZM245 154V153H244ZM248 160L249 161H254L255 159H257V153L253 150H250L248 151ZM264 154V153H263ZM34 155L36 156V153H34ZM33 155V157H34ZM75 155V154H74ZM78 155V153H77ZM91 155V154H90ZM97 155V153H96ZM108 155V154H107ZM122 155V154H121ZM124 155V154H123ZM122 155V156H123ZM126 155V154H125ZM135 155V154H134ZM133 155V156H134ZM139 155V154H138ZM176 153H175V157L177 156ZM180 155V154H179ZM243 155V154H242ZM241 155V156H242ZM38 156V154H37ZM40 156V155H39ZM42 156V155H41ZM71 156V155H70ZM132 156V157H133ZM163 156V155H162ZM165 156V155H164ZM185 156L187 155H184V158ZM193 156V157H194ZM245 156V155H244ZM79 157V156H78ZM97 156L94 157L93 155V158H96ZM117 157H118V154H117ZM126 157V156H125ZM131 156L129 155V158ZM136 157V156H135ZM170 157V156H168ZM240 157V156H239ZM38 158V157H37ZM40 158V157H39ZM38 158V159H39ZM68 158V156H67ZM75 158V157H74ZM82 158H85V157H82ZM108 158V157H107ZM155 158V157H154ZM158 158V157H157ZM180 158L182 159L181 155H180ZM188 158V157H187ZM190 158V157H189ZM211 158V157H210ZM209 158V159H210ZM226 158V159H225ZM244 158V157H242ZM247 158V157H246ZM264 158V157H263ZM33 159V158H32ZM31 159V160H32ZM132 159V158H130ZM136 159H139V158H136ZM162 159V158H161ZM169 158H167L168 160ZM177 159V157H176ZM179 159V158H178ZM192 159V157H191ZM194 159V158H193ZM214 159V160H215ZM224 159V160H223ZM67 160V159H66ZM80 160V159H79ZM93 160V159H92ZM119 160V159H117ZM125 160V158H124ZM190 160V159H189ZM219 160V159H218ZM217 160V161H218ZM219 160V161H220ZM241 160V159H240ZM244 160V159H243ZM86 161V160H85ZM121 161V160H120ZM144 161V160H143ZM147 161V160H146ZM170 161V160H169ZM175 161V159H174ZM179 161V160H178ZM183 162H185L183 159H182ZM186 161H188V159H186ZM192 161V160H191ZM208 161V160H207ZM212 161V160H211ZM261 161V160H260ZM9 162V163H10ZM98 162V161H97ZM141 162V161H140ZM189 162V161H188ZM187 162V163H188ZM195 162V161H194ZM193 162V163H194ZM214 162V161H213ZM227 162V161H226ZM243 162H247V161H243ZM255 162V161H254ZM102 163V162H101ZM131 163V162H130ZM173 163V162H172ZM203 163V162H202ZM206 163V162H205ZM211 163V162H210ZM217 163V162H216ZM229 163V162H228ZM241 163V162H240ZM259 163V162H258ZM11 166L14 165V163H10ZM19 164V165H18ZM72 164V163H71ZM87 164V163H86ZM208 164V163H207ZM68 165V164H67ZM66 165V166H67ZM84 165V164H83ZM92 165V164H91ZM97 165V164H96ZM95 165V166H96ZM111 165V164H110ZM172 165V164H171ZM194 165V164H193ZM213 165V164H212ZM10 166V165H9ZM16 166V168H18ZM71 166V165H70ZM100 166V165H99ZM107 166V165H106ZM116 166V165H115ZM157 166V165H156ZM176 166V165H175ZM186 166V165H185ZM196 166V165H195ZM207 166V165H206ZM260 166V165H259ZM262 166V165H261ZM37 167V166H36ZM86 167V165H85ZM102 167V166H101ZM114 167V166H113ZM132 167V166H131ZM130 167V168H131ZM170 167V166H169ZM172 167V166H171ZM199 167V166H198ZM202 167V166H200ZM251 167V166H250ZM257 167V166H256ZM91 168V167H90ZM105 168V167H103ZM129 168V167H128ZM126 167V169H128ZM167 168V167H165ZM179 168V167H178ZM184 168V167H183ZM188 168V167H187ZM195 168V167H194ZM197 168V167H196ZM205 168V167H204ZM260 168V167H259ZM19 169V168H18ZM65 169V168H64ZM76 169V168H75ZM80 169V167H79ZM89 169V168H88ZM95 169V168H94ZM117 169V168H116ZM123 168L121 167L120 169L118 168L117 170L118 171H115V172H112L110 171V174L108 176H106L105 178L107 180H114V181H122L123 180V175L122 173L123 172H126L122 170ZM173 169V167H172ZM175 169V168H174ZM202 169V168H201ZM255 169V168H254ZM17 170V169H16ZM66 170V169H65ZM68 170H69V167H68ZM66 170V171H68ZM115 170V169H114ZM132 170V169H131ZM129 169V171H131ZM136 170V169H135ZM151 170V169H150ZM153 170V169H152ZM155 170V169H154ZM220 170V169H219ZM248 170V169H247ZM252 171H247L246 174L248 176V181L250 180V182L252 183V185L254 186H257L259 185L262 181H263V177H262V174L259 173V172H256L253 171V169H251ZM70 171V170H69ZM68 171V172H69ZM83 171V170H82ZM181 171V170H180ZM205 171V170H204ZM210 171V170H209ZM212 171V170H211ZM210 171V172H211ZM258 171V170H257ZM79 172V171H78ZM108 172V171H107ZM188 172V171H187ZM192 172V171H191ZM198 172V171H197ZM214 172V171H213ZM127 173V172H126ZM134 173V172H133ZM185 173V172H184ZM199 173V172H198ZM202 173V172H201ZM212 173V172H211ZM11 174V173H10ZM69 174V173H68ZM79 174V173H78ZM106 174V173H105ZM108 174V173H107ZM139 174V173H138ZM204 173H202L203 175ZM206 175V173H205ZM204 175V176H205ZM214 175V174H213ZM82 176V175H81ZM145 176V175H144ZM143 176V177H144ZM189 176V175H187ZM194 176V175H193ZM231 175L229 174V171L226 169L224 171H221L218 173L215 182H217V185L219 186L218 188L221 189V190H227L229 192H231L232 194L234 193L235 195L238 194L237 192H240V188H241V182L239 183V181H235L234 179H231L230 177ZM64 177V176H63ZM91 177H93L91 175ZM108 177V178H107ZM128 177V176H127ZM132 177V176H131ZM138 177V176H136ZM198 177V176H197ZM202 177V176H201ZM208 177V176H207ZM213 177V176H212ZM104 178V179H105ZM188 178V177H187ZM192 177H190L191 179ZM206 178V177H205ZM214 178V177H213ZM233 178V177H232ZM92 179V178H91ZM90 179V180H91ZM140 179V178H139ZM157 179V178H156ZM77 180V179H76ZM85 180V178H84ZM95 180V179H94ZM129 180V179H127ZM173 180V179H172ZM171 180V181H172ZM177 180V179H176ZM186 180V179H185ZM189 180V179H188ZM193 180V178H192ZM191 180V181H192ZM195 180V178H194ZM188 181V182H191L192 184L194 183L195 185V182H199V180H195V181ZM203 180V179H201ZM210 180V179H209ZM68 181V180H67ZM71 180H69L70 182ZM75 181V180H74ZM79 181V180H78ZM105 181V180H104ZM140 183H141V180H139ZM144 181V180H143ZM170 181V182H171ZM12 182V180H11ZM92 182V181H91ZM128 182V181H127ZM147 182V181H146ZM183 182H186V181H183ZM187 182V184H188ZM201 182V181H200ZM199 182V185L202 184V182L200 183ZM204 182V181H203ZM210 182V181H209ZM17 183V182H16ZM61 183V182H60ZM77 183V181H76ZM81 183V182H80ZM105 183V182H104ZM126 183V182H125ZM131 184V182H128ZM133 183V182H132ZM136 183V182H135ZM207 183V182H206ZM263 183V182H262ZM121 184V183H120ZM129 184V185H130ZM144 184V183H143ZM180 184V183H179ZM183 184V183H182ZM186 184V185H187ZM191 184V185H192ZM212 184V183H211ZM264 184V183H263ZM78 185V184H77ZM81 185V184H80ZM135 185V184H133ZM150 185V184H149ZM185 185V184H184ZM189 185V186H188ZM187 186L189 187L190 189V184H188ZM198 185V186H199ZM251 185V184H250ZM93 186V184H92ZM138 186V185H136ZM134 186V187H136ZM144 187L146 186V183L143 185ZM152 186V185H151ZM157 187V185H155ZM213 186V185H212ZM102 187V186H101ZM132 187V186H131ZM141 187V186H140ZM174 189L176 188H179V186L176 187V185L172 186ZM183 187V186H182ZM181 187V188H182ZM195 187V186H194ZM209 187V186H208ZM214 187V186H213ZM243 187V186H242ZM133 188V187H132ZM155 188V187H154ZM162 188V186H161ZM172 188V189H173ZM200 188V187H199ZM260 188V187H259ZM96 189V188H95ZM100 189V188H99ZM98 189V190H99ZM136 189V188H135ZM139 189V188H138ZM151 189H153V187H151ZM166 189V188H165ZM171 189V188H170ZM206 189V188H204ZM150 190V189H149ZM156 190V188H155ZM158 190V189H157ZM188 190V189H187ZM214 190V189H213ZM99 191H102V190H99ZM141 191V190H140ZM148 191V190H147ZM242 191V190H241ZM245 191V190H243ZM96 192V191H95ZM98 192V191H97ZM138 192V191H136ZM164 193V191H162ZM204 192V191H203ZM216 192V191H215ZM219 192V190H218ZM224 192V191H223ZM158 193V192H157ZM176 193V192H175ZM180 193V192H179ZM222 193V192H221ZM220 193V194H221ZM243 193V192H242ZM96 194V193H95ZM110 191L108 189L104 190L101 192V202L102 203L103 201H105L106 199H109V196H110ZM154 194L156 195V193L154 192ZM219 194V195H220ZM240 194V193H239ZM234 195V197H235ZM97 196V197H98ZM165 196V195H164ZM171 196V195H170ZM174 196V195H173ZM173 196L171 199H173ZM69 197V196H67ZM79 197V196H78ZM167 197V196H166ZM224 197V196H223ZM23 198V199H22ZM80 198V197H79ZM68 199V198H66ZM90 199V198H89ZM11 200H13L12 202H10ZM27 200L25 201L28 205V202ZM73 200V199H72ZM71 200V201H72ZM97 200V199H96ZM165 200V199H164ZM167 200V199H166ZM168 200H169V197H168ZM174 200V199H173ZM225 200V199H224ZM21 201H23L22 205H21ZM98 203H99V200H97ZM95 201V202H97ZM170 201V200H169ZM94 202V201H93ZM168 202V201H167ZM172 202V200H171ZM71 203V202H70ZM78 203V202H77ZM91 203V202H90ZM67 204H68V201H67ZM66 204V206H67ZM107 204V203H106ZM71 205V204H70ZM69 205V206H70ZM78 205V204H77ZM98 205V204H97ZM172 205V204H171ZM21 206V208H20ZM74 206L75 203H74ZM169 206V204H168ZM43 207V206H42ZM65 207V206H64ZM63 207V208H64ZM92 207V206H91ZM94 207V206H93ZM170 207V206H169ZM176 207V206H175ZM54 212L50 215L48 214H45L46 212L48 213V207L44 206L43 208H40V209H37V213L35 212V215L34 217H32V215H30L31 217H28L27 214H24L25 215V218L27 216V218L29 219H25V218H21L19 220H23L22 222L19 220L16 221L15 219V224L13 225L14 229L13 230H9L8 228L7 231L5 230V228H0V230H4V232H2L3 234H0V264H28L29 262H32V264H50L51 262H53L54 264H73L74 261L81 259V263L84 261V260H87L85 259V257L87 255H85V251L87 249H84L82 246L83 249H76L74 248L73 246V242L75 241L76 243V240L77 242H79L80 238H82V236L84 235H80V230L78 231L77 229L79 228H75L77 231L75 232V229H74V234L73 231H72V237L70 238V235H68V233H66L65 231V223L64 221L58 216L59 212L61 211L60 208L61 206L59 205H55L54 207ZM104 207H102V212ZM100 209V208H99ZM22 210V211H20ZM60 210V211H59ZM65 210V209H64ZM169 210V209H168ZM6 211V212H5ZM96 211V210H95ZM98 211V210H97ZM0 212V215L2 214ZM33 212V213H34ZM171 213V212H170ZM8 214V213H7ZM107 214V213H106ZM105 214V215H106ZM47 215V216H46ZM131 215V214H130ZM19 216L23 217L22 215H20L19 213ZM109 215L107 214V217ZM128 216V215H127ZM132 216V215H131ZM5 218L6 216H4L3 214L0 216V218ZM70 217V216H69ZM102 217L104 218V214L102 215ZM101 217V218H102ZM106 217V218H107ZM124 217V216H123ZM133 217V216H132ZM172 217V216H171ZM74 218V216H73ZM78 218V217H77ZM105 218V219H106ZM127 218V217H125ZM264 218V217H263ZM8 219V220H10ZM79 219V218H78ZM124 219V218H123ZM257 219V218H256ZM77 220V219H76ZM125 220V219H124ZM4 221H7V220H4ZM86 221V220H85ZM99 221V220H98ZM101 221V220H100ZM10 222V221H9ZM7 222V223H9ZM10 222V223H11ZM19 222V223H17ZM78 222V221H77ZM76 222V224H77ZM84 222V221H83ZM102 222V221H101ZM104 222V220H103ZM127 222V221H126ZM263 222V220H262ZM10 223L8 225H10ZM88 223V222H87ZM124 223V222H123ZM12 224V223H11ZM53 224H57V226H53ZM128 224V223H127ZM103 225V224H101ZM78 226V225H77ZM2 227V226H1ZM6 227H8L6 225ZM12 227V226H11ZM90 227V226H89ZM10 228V227H9ZM84 228V227H83ZM263 228V227H262ZM11 229V228H10ZM81 229V228H80ZM72 229H70L71 231ZM83 230V229H81ZM260 230V229H259ZM85 231V229L83 230V232ZM81 232V233H83ZM67 236L69 237H66V234ZM76 233V234H75ZM85 233V232H84ZM239 233V232H238ZM241 233V232H240ZM244 233V232H243ZM97 234V233H96ZM255 234V233H254ZM236 235V234H235ZM238 235V234H237ZM236 235V236H237ZM86 236V235H85ZM84 236V237H85ZM100 236V235H99ZM242 236V235H241ZM240 236V237H241ZM251 236V235H249ZM87 237V236H86ZM97 237V236H96ZM240 237H238L236 239H234V237H232L234 239V243L237 248H241L244 246V248L249 245L251 250H252V253H253V259L251 261V264H255L258 262L259 258H260V253L263 249V243L261 241H257L255 242L254 244L251 243L250 245V242L247 240V238H241L239 239ZM242 237H245V236H242ZM78 238V239H77ZM99 239V238H98ZM100 239H103V238H100ZM105 239V238H104ZM222 239V238H221ZM243 239V240H242ZM244 239L246 240V242L244 241ZM37 241L38 243H40L39 246H37L38 244L36 243H33V241ZM79 240V241H78ZM106 240H107V237H106ZM250 240V239H249ZM83 241V240H82ZM100 241V240H98ZM108 244L110 246H112V238L108 237ZM233 241V240H232ZM249 243H248V242ZM252 241V240H251ZM106 242V241H105ZM222 242V241H221ZM81 243V242H79ZM108 245V248H111L110 246ZM80 247V248H81ZM99 247V246H98ZM100 248V247H99ZM98 248V249H99ZM101 254V253H100ZM224 254V253H223ZM99 255V251H95L94 252V257L95 259L97 260L96 257H98ZM100 257V255H99ZM98 257V258H99ZM190 258V257H189ZM84 259V260H83ZM47 262H50V263H47ZM193 262H194V259H193ZM193 262H191V260L188 262V264H193ZM212 262V260H211ZM209 262V263H211ZM250 262V261H249ZM212 264V263H211ZM259 264V263H257Z\"/></svg>",
    "mask_w": 264,
    "mask_h": 264
}]
</instances>
